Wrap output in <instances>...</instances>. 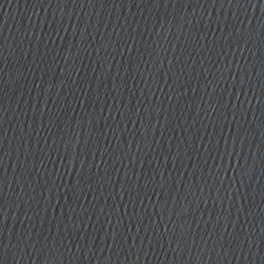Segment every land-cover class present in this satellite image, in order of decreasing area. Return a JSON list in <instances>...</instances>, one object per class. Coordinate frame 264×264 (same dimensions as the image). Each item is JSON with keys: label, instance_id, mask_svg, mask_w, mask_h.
I'll return each mask as SVG.
<instances>
[{"label": "water", "instance_id": "obj_1", "mask_svg": "<svg viewBox=\"0 0 264 264\" xmlns=\"http://www.w3.org/2000/svg\"><path fill=\"white\" fill-rule=\"evenodd\" d=\"M0 196L264 264V0H0Z\"/></svg>", "mask_w": 264, "mask_h": 264}]
</instances>
